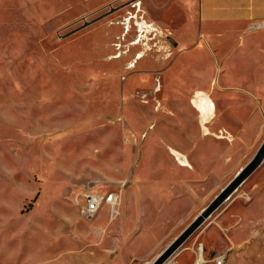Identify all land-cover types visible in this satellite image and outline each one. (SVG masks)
<instances>
[{
	"label": "rangeland",
	"instance_id": "obj_1",
	"mask_svg": "<svg viewBox=\"0 0 264 264\" xmlns=\"http://www.w3.org/2000/svg\"><path fill=\"white\" fill-rule=\"evenodd\" d=\"M132 2L0 0V264H87L76 252V225L92 231L108 213L102 208L95 223L83 218L80 194L110 192L114 182L126 189L151 183L176 167L170 151H183L182 109H191L169 105L173 89L144 67L167 55L170 41L140 31ZM171 81L176 92L201 87L200 79ZM247 138L233 161L225 158L227 181L257 152V140ZM57 187L68 190L64 212L74 217L76 210L81 222L56 223ZM157 202L138 224L140 235L119 243L121 256L163 246L197 212L191 203L170 212ZM136 203L130 213L137 219ZM189 256L181 263L192 264Z\"/></svg>",
	"mask_w": 264,
	"mask_h": 264
},
{
	"label": "crops",
	"instance_id": "obj_2",
	"mask_svg": "<svg viewBox=\"0 0 264 264\" xmlns=\"http://www.w3.org/2000/svg\"><path fill=\"white\" fill-rule=\"evenodd\" d=\"M134 8L140 22L170 41L168 54L147 59L144 67L155 71L162 81L165 78L168 89H173L168 93L169 105H189L191 111L188 114L182 109L183 151H170L176 167L164 171L156 181H138L129 189L112 183L109 191L119 194L116 212L105 204L102 208L108 219L102 226L91 231L76 225L80 240L76 252L87 264H112L114 255L115 264L153 261L230 182L224 176L225 158L233 161L247 137L257 140L256 151L264 141V0H138ZM178 76L200 79L201 87L176 92L171 79ZM200 94L207 95L213 109L206 105L202 111L194 106ZM155 98L156 105H164ZM242 167L233 171V177ZM257 172L196 231L178 264L185 253L194 263L199 245L204 264H215L214 258L221 254L226 255L224 264H264V165ZM81 186L99 187L92 183ZM66 192L67 187H57L54 192L60 226L68 218L81 222L76 210L74 217L64 212L70 205L63 199ZM139 198L142 212L136 219L138 215H131L130 209ZM154 201L168 206L170 212L191 203L197 212L163 246L121 256L119 243L140 235L137 226L153 209ZM101 209L92 223L99 221Z\"/></svg>",
	"mask_w": 264,
	"mask_h": 264
},
{
	"label": "water",
	"instance_id": "obj_3",
	"mask_svg": "<svg viewBox=\"0 0 264 264\" xmlns=\"http://www.w3.org/2000/svg\"><path fill=\"white\" fill-rule=\"evenodd\" d=\"M264 161V141L253 158L242 167L234 178L205 207L199 215L159 254L151 264H164L169 258L176 256L178 250L203 225V223L222 206L240 186L259 168Z\"/></svg>",
	"mask_w": 264,
	"mask_h": 264
},
{
	"label": "built area",
	"instance_id": "obj_4",
	"mask_svg": "<svg viewBox=\"0 0 264 264\" xmlns=\"http://www.w3.org/2000/svg\"><path fill=\"white\" fill-rule=\"evenodd\" d=\"M136 1L138 0H134V2H132L133 7L135 6ZM153 31L156 30L154 29ZM125 185L126 183H123V186ZM80 195H81V200H83L84 203L80 209V215L87 220H93L99 213L100 209L105 204L111 207V211L113 214L116 212V205L119 200V194L115 192L102 193V192H95L92 189H86ZM181 253L182 252H180L176 256L169 258L164 264H178V258L180 257ZM202 255H203V247L202 245H199L197 249V255L193 264H204L205 261ZM225 258L226 255L221 254L214 258V263L224 264ZM151 263L152 261L145 262L142 264H151Z\"/></svg>",
	"mask_w": 264,
	"mask_h": 264
},
{
	"label": "bare ground",
	"instance_id": "obj_5",
	"mask_svg": "<svg viewBox=\"0 0 264 264\" xmlns=\"http://www.w3.org/2000/svg\"><path fill=\"white\" fill-rule=\"evenodd\" d=\"M138 25H139V27H140V31L141 32H145V31H150V30H154L153 28H151V27H147V26H145V24L143 23V22H139V23H137ZM145 27V28H144ZM144 28V29H143ZM143 56V54H142V52H141V54H139L138 55V58H141ZM194 106L195 107H197V108H203V106H208L209 107V109H213V105H212V102L210 101V99L207 97V95H202L201 96V94H200V96H198L195 100H194ZM198 111H199V109H198ZM202 111H204V108H203V110ZM200 113H202V112H200ZM178 157V156H177ZM180 159H181V157H180ZM179 159V160H180ZM181 161H183V159L181 160ZM180 162V161H179ZM183 163H185V161H183ZM44 201V200H43Z\"/></svg>",
	"mask_w": 264,
	"mask_h": 264
}]
</instances>
